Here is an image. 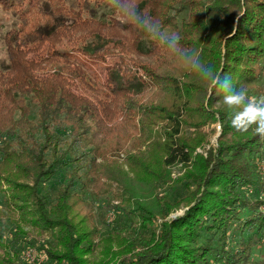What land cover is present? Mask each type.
<instances>
[{
    "label": "trees",
    "instance_id": "trees-1",
    "mask_svg": "<svg viewBox=\"0 0 264 264\" xmlns=\"http://www.w3.org/2000/svg\"><path fill=\"white\" fill-rule=\"evenodd\" d=\"M129 2L179 38L177 57L107 0H0L18 16L0 68V264H264V140L232 128L219 90L179 59L186 50L264 96V0ZM177 164L189 181L174 201L159 190ZM63 166L50 200L43 184ZM135 178L154 193L130 194ZM97 207L120 211L109 231ZM24 245L39 253L24 259Z\"/></svg>",
    "mask_w": 264,
    "mask_h": 264
},
{
    "label": "rangeland",
    "instance_id": "rangeland-1",
    "mask_svg": "<svg viewBox=\"0 0 264 264\" xmlns=\"http://www.w3.org/2000/svg\"><path fill=\"white\" fill-rule=\"evenodd\" d=\"M18 20V16L13 12V11H7L3 9V7L0 5V22L3 25L4 31L0 32V68H7V55H6V49H5V43H4V34L5 32L11 28L16 26ZM117 61H120L119 57L117 56H109L107 58V63L113 64ZM97 68V67H96ZM99 71L103 70L102 68H98ZM257 87V86H256ZM256 87H252L249 89L250 93L253 94L256 92ZM254 95V94H253ZM30 105L32 107V118L34 120H37L38 115H37V105L30 101ZM208 127H206V130ZM209 130H213L212 133L209 135L208 140L209 143L207 145V148L210 146L217 144L218 137L220 135V130H221V125L217 123H213L210 127ZM196 153H204L206 154V150L203 149V147H199L196 149ZM121 157L123 158L124 161L126 159L125 152L121 153ZM128 167V166H124ZM262 171H264V165L261 164ZM73 167L72 166H63L60 167L57 174L47 182H44V193L46 195H49L50 200L55 199L56 192L58 188L60 187L61 184L67 183L69 180V174L71 173ZM189 167H185L182 164H177L173 167L169 168V173L168 176L166 177V181L163 185H161L160 192L166 193L168 195H171L172 200H177L178 198H182L183 195L186 193L185 189V183H187L189 180L186 178V173ZM119 170V169H116ZM130 176H132V173H129ZM122 177V176H121ZM123 180V179H122ZM128 188L130 189L129 192L130 194L135 195L136 197H139L141 200L147 199L152 193H154V183L147 184L145 182L139 181V179H131L129 182ZM121 185L120 189L117 191L119 194H124L125 188L124 184ZM114 186H117V183L113 184ZM117 190V188H116ZM85 193V192H84ZM83 193V194H84ZM85 195L90 198V199H96L97 203L99 206L106 205L107 201H110L112 205H119L123 207L122 198L116 199L114 196L115 194L109 193V194H104L100 195L99 198H95L91 193H85ZM126 197L124 194L123 198ZM125 206V205H124ZM105 208V206H102ZM119 211V210H118ZM114 208L109 209L108 211L105 212L104 218L102 217V210L101 208L97 207V215H96V223L99 225L100 229L103 231H109L111 227L107 224L109 222L113 223V221L117 218L119 215L120 211L118 212ZM184 211L183 208L176 209L175 211L171 212L169 217H175L178 214H181ZM137 220V219H136ZM27 228H33L32 225L26 226ZM11 229V228H10ZM7 231H10L7 229ZM33 235H36L35 233ZM8 237L10 238L11 235L8 233ZM26 239H29L28 236H26ZM39 250L37 246H30V245H24L22 248V255L24 259H31L33 254H38ZM106 256L103 252V249L100 248L97 250L96 254L92 256V260L95 262H100L103 259H105ZM96 262V263H97Z\"/></svg>",
    "mask_w": 264,
    "mask_h": 264
},
{
    "label": "clouds",
    "instance_id": "clouds-1",
    "mask_svg": "<svg viewBox=\"0 0 264 264\" xmlns=\"http://www.w3.org/2000/svg\"><path fill=\"white\" fill-rule=\"evenodd\" d=\"M107 2L110 8L141 26L151 38L162 41L170 56L177 57L176 50L180 47L177 36L162 33L158 22L134 12L129 0H107ZM183 53L184 55L179 56V59L187 67L194 68L202 82L212 84L221 93L232 128L241 133L252 129L261 140H264V96H249L247 89L234 88L229 77L220 79L211 66L202 64L194 54L186 50Z\"/></svg>",
    "mask_w": 264,
    "mask_h": 264
}]
</instances>
